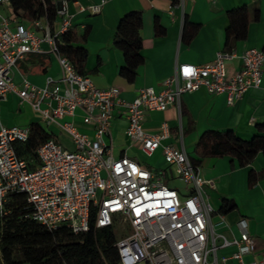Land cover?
Returning a JSON list of instances; mask_svg holds the SVG:
<instances>
[{
	"label": "built area",
	"instance_id": "obj_1",
	"mask_svg": "<svg viewBox=\"0 0 264 264\" xmlns=\"http://www.w3.org/2000/svg\"><path fill=\"white\" fill-rule=\"evenodd\" d=\"M170 1L184 8L188 0ZM107 2L100 0L79 8L96 15ZM2 6L13 12L11 0H0ZM58 13L68 14L67 1L62 2ZM33 24L43 31L42 36L24 24L12 28L9 18L0 14V99L16 93L22 103L31 104L41 114L47 125L58 124L71 138L74 150L51 138L38 148L39 165L32 169L16 151V143L29 138L30 127L1 125L0 213L7 195L16 191L26 195L30 218L51 230L67 225L74 233L88 231L94 214L97 234L112 231L119 264H264V242L257 251L256 239L248 234L243 220L237 223L239 238L227 239L216 232L211 221L214 209L202 191L203 184H213L202 178L200 167L193 164L183 147L166 142L170 137L168 124L163 123L161 131L154 134L143 130L147 113L170 107L181 111L183 94L201 87L209 94H224L227 105L251 88L264 92V52L256 48L243 51L241 68L230 75L226 73V61L232 53L219 51L213 61L203 65L177 64L160 91L142 88L133 101H126L120 98V88H98L60 53L56 37L71 27L69 18L64 19L59 32L51 31L47 17ZM44 52L57 59L62 70L60 79L49 78L42 88L27 79L17 86L13 81L17 62L28 53ZM184 68H190L191 73L185 75ZM116 110L128 122L125 133L130 145L149 157L160 150L164 161L174 166L186 183V193L165 184L167 172L158 178L154 169L137 159L113 155L112 142L107 143L106 138L111 137ZM78 111L83 123L93 127L92 137L67 120L76 117ZM179 138L182 141V134ZM117 224L122 225L120 237L115 233ZM227 247L234 250L219 255V250ZM247 256H252L250 262H245Z\"/></svg>",
	"mask_w": 264,
	"mask_h": 264
},
{
	"label": "crops",
	"instance_id": "obj_2",
	"mask_svg": "<svg viewBox=\"0 0 264 264\" xmlns=\"http://www.w3.org/2000/svg\"><path fill=\"white\" fill-rule=\"evenodd\" d=\"M55 1L57 3L66 0ZM99 2L100 0L67 1L68 14H59L58 20L51 25V31L59 32L65 18L71 20V27L80 36L88 28L85 43L88 52L86 75L98 88H120V98L126 101H133L142 88L152 87L160 91L162 82L174 74L177 64L203 65L213 61L216 53L223 50L225 30L229 23L227 12L231 9L242 6L250 11L258 9L259 20L250 22L245 40L235 42L232 58L226 61V73L230 75L241 68L240 56L246 49H264V0H188L184 8L173 6L170 0H108L102 11L96 15L82 12L79 8V5L88 7ZM131 11L143 13L142 54L145 63L139 68L135 82L128 83L120 75L124 56L114 46L113 38L120 19ZM0 14L9 18L12 28L17 24H24L28 29L35 30L38 36L43 35V31L34 28L33 21L15 14L5 6L0 7ZM185 21L188 22L186 36L183 35ZM156 22L165 29L164 35L155 36ZM193 26L199 27L191 38ZM43 48L48 50L46 44ZM61 75V67L52 54L28 53L17 62L13 81L20 87L23 80L27 79L42 88L47 85L49 78L58 80ZM81 114L78 111L76 117H68L67 120H72L80 132L92 137L94 129L83 123ZM32 123L42 124L52 135V139L64 148L74 150L71 138L58 124L47 125L41 114L31 104L22 103L16 93L0 99V126L26 127ZM163 123H167L170 129V137L166 142L183 147L191 159H198L195 147L206 130H232L236 136L245 140L255 134V126L264 123V92L251 88L232 105H227L224 94H209L201 87L183 94L181 111L170 107L163 112L147 113L143 130L158 133ZM127 125L125 116L116 110L111 137H107L106 142H112L115 157L127 155L149 167L143 160L144 155L139 147L130 145L125 133ZM156 153L162 158L160 150ZM249 171L264 175V155L258 154L245 167L238 166L229 156L204 158L200 175L205 180H211L213 187L203 184L202 191L214 209L211 221L216 232L227 239L239 238L237 223L243 220L248 234L256 239L257 251H261L264 242V176L255 184L249 185ZM224 201L233 205L229 211H221ZM233 250L234 247H227L220 249L218 253L229 255ZM244 260L250 262L252 256H247ZM229 264L237 263L231 261Z\"/></svg>",
	"mask_w": 264,
	"mask_h": 264
},
{
	"label": "trees",
	"instance_id": "obj_3",
	"mask_svg": "<svg viewBox=\"0 0 264 264\" xmlns=\"http://www.w3.org/2000/svg\"><path fill=\"white\" fill-rule=\"evenodd\" d=\"M11 3L15 14L31 21L47 17L52 25L58 20L55 0H11ZM227 17L229 23L222 52L231 54L235 42L245 40L250 22L259 20V10L250 11L242 6L229 10ZM187 25L185 21L184 36ZM198 27L193 26L191 38ZM142 29L143 13L131 11L120 19L113 38L114 46L124 56L120 75L128 83L135 82L139 68L145 63ZM88 30L80 36L75 28L69 27L56 37L60 53L84 76H87L85 67L88 52L85 43ZM164 34L165 29L156 22L155 36ZM29 127V138L25 142L16 143V151L35 169L39 165L37 150L52 135L40 123H32ZM195 154L198 159L191 160L196 167H201L204 158L221 156H229L238 166L245 167L258 154L264 155V123L257 124L255 134L246 140L236 136L232 130H206L196 144ZM262 176L249 171V185L255 184ZM232 207L224 201L221 211H229ZM30 213L24 193L15 191L7 195L0 213V264H119L112 231H104L105 235L100 239L96 233L94 214L90 217L88 231L74 233L67 225L48 229L32 220ZM104 239L106 242L102 243Z\"/></svg>",
	"mask_w": 264,
	"mask_h": 264
},
{
	"label": "rangeland",
	"instance_id": "obj_4",
	"mask_svg": "<svg viewBox=\"0 0 264 264\" xmlns=\"http://www.w3.org/2000/svg\"><path fill=\"white\" fill-rule=\"evenodd\" d=\"M143 155H144L142 157L143 160L146 162V164L151 169H155L156 173L158 174V178H161L163 176L164 170L167 172V178L165 179V184L167 186L181 189L182 193H186V191L184 190V188L186 187V183L179 177L178 174H176L174 166H170L169 164H167L164 161V159L161 158L160 155H158L157 153L153 154L150 157L146 156L145 154H143ZM162 168H164V169H162ZM169 169H172L173 178H171V173H170ZM121 230H122V225L117 224L116 229H115V233L119 237L121 235ZM104 235H105V233H102V232L98 233V236L100 239L103 238Z\"/></svg>",
	"mask_w": 264,
	"mask_h": 264
},
{
	"label": "snow or ice",
	"instance_id": "obj_5",
	"mask_svg": "<svg viewBox=\"0 0 264 264\" xmlns=\"http://www.w3.org/2000/svg\"><path fill=\"white\" fill-rule=\"evenodd\" d=\"M183 72L185 73V75H188L191 73V69L190 68H184Z\"/></svg>",
	"mask_w": 264,
	"mask_h": 264
},
{
	"label": "water",
	"instance_id": "obj_6",
	"mask_svg": "<svg viewBox=\"0 0 264 264\" xmlns=\"http://www.w3.org/2000/svg\"><path fill=\"white\" fill-rule=\"evenodd\" d=\"M61 7H62V2L61 1H58L57 2V8H58V10H60ZM170 173L172 174V170H170Z\"/></svg>",
	"mask_w": 264,
	"mask_h": 264
}]
</instances>
